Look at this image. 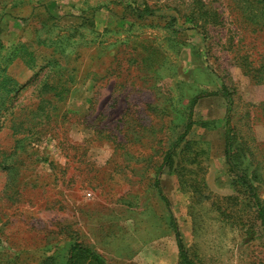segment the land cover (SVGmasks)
Returning <instances> with one entry per match:
<instances>
[{
    "label": "rangeland",
    "instance_id": "obj_1",
    "mask_svg": "<svg viewBox=\"0 0 264 264\" xmlns=\"http://www.w3.org/2000/svg\"><path fill=\"white\" fill-rule=\"evenodd\" d=\"M130 7L161 17L137 20ZM246 7L243 0H0V19L9 20L0 81L7 76L15 89L52 59L51 43L64 47L70 64L94 30L100 34L94 51L72 61L91 65V74L66 101L43 103V114L34 115L36 84L18 95L12 114L8 98L0 99V264H41L75 241L108 264H180L169 211L197 264H264L258 227L236 228L208 203L195 204L168 169L160 185L169 209L155 188L172 133L171 118L151 105L170 96L183 107L193 95L219 92L201 99L194 114L218 127L195 126L188 136L208 142V188L235 196L225 154L230 117L237 154L264 203V27L246 20ZM83 13H95L93 26H81ZM171 117L177 124V112Z\"/></svg>",
    "mask_w": 264,
    "mask_h": 264
},
{
    "label": "trees",
    "instance_id": "obj_2",
    "mask_svg": "<svg viewBox=\"0 0 264 264\" xmlns=\"http://www.w3.org/2000/svg\"><path fill=\"white\" fill-rule=\"evenodd\" d=\"M247 2L248 11L245 9L247 14L246 20L253 26L264 27V23L261 21L264 20V0H243ZM132 14L137 20H142L150 17H161L158 13V10H152L149 7H146L143 11L138 10L136 7H130ZM262 13V14H261ZM263 15V16H262ZM261 16V17H259ZM12 18V16H10ZM170 26H175L177 23V18L175 16H169ZM95 19V13L88 14L83 13L81 18V26L84 24H89L93 26ZM22 20V19H21ZM192 26L197 27L194 21H189ZM9 25L8 17L7 19H0V36L4 34ZM79 26V27H81ZM76 28H74V31ZM94 33L97 35L94 40L91 42H86L79 49V46H76L77 52L73 54L72 61L73 63L77 60L79 61L82 54L86 52H92L96 48L97 40L100 36L94 30ZM93 34V32H92ZM94 35V34H93ZM72 37L66 36L61 38L66 44ZM51 41V40H49ZM44 42H40L39 46L45 45ZM56 43H51L48 49H52V59L46 63L39 71L35 74L32 84L28 83L26 86H18V89L11 85V79L7 76L0 81V99L3 97L8 98L7 107L5 110L7 112L11 111L13 113V102L17 99L18 95L21 94L24 89L27 87L30 88L34 84L38 85L40 88L37 90L38 99L41 100L39 105L34 110V115L43 114L41 105L43 103H52L56 98L62 101H66L67 96L64 94L68 91H71V88L77 84H84L87 81V76L91 74V65L88 67L81 64H76L72 66V61L70 64L66 62L64 58V51L61 48V51L55 47ZM26 46L23 45L22 49ZM3 47L0 46V55L2 53ZM84 51L83 53H79ZM75 52V51H74ZM83 63V61L81 62ZM75 64V63H74ZM34 65H32L33 67ZM30 67V66H29ZM60 70L61 75L59 77L55 76V71ZM5 68L2 72H5ZM83 72V75H79ZM64 73H69L70 77L64 76ZM66 85L69 86L68 90ZM37 87V88H38ZM27 88V89H28ZM26 89V90H27ZM69 94V93H68ZM47 96V97H46ZM210 96H220V93H200L190 97V101L187 105H182L180 107L176 106V103L172 97L164 96L162 102H156L151 105L152 111L154 114H161L167 118H171L168 129L171 130V136L168 138L167 147L163 150L161 155V163L156 166L155 171V188L160 195L161 199L164 201L165 205L170 208V203L168 198L165 196L160 183V176L165 169H168V173L175 175L178 180L179 189L185 193L192 195V199L195 204H207L219 214V216L227 222L226 219L232 221V226L236 228H246L247 225L256 226L260 229L261 239L264 244V203L262 202L257 187L255 186L254 179L248 175V169L243 167L242 156L238 153L236 148V141L232 135V127L230 126V117L227 118L226 122V149L225 154L227 158V164L229 165L230 172L234 174L235 180L233 181V186L235 190V196H230L226 198H220L215 196L208 188L206 182V173L208 171L207 162L210 160V150L208 142L204 140H191L188 136L191 134L195 126H199L207 130H215L218 126L215 121H202L198 122L194 118L195 108L198 102ZM222 96L225 99H229L228 94L222 93ZM177 107V110L174 108ZM13 109V110H12ZM172 111L177 112L179 116V121L177 124H174V119L171 117ZM230 114V108L228 110ZM5 123V118L2 122V125ZM0 125V127H3ZM21 132H31L33 129L26 128L21 129ZM36 134H43L38 132ZM38 136V135H37ZM226 204L229 207H225ZM242 206L243 209L238 207ZM170 215V226L173 230V233L177 240V245L179 248L180 254V264H197L189 255L185 248L183 238L181 236V231L178 227L174 216L171 211ZM251 216V218H249ZM246 217V218H245ZM41 264H108L99 254H97L91 247L80 243L73 242L69 246V249L65 254L59 256L46 257L41 261Z\"/></svg>",
    "mask_w": 264,
    "mask_h": 264
},
{
    "label": "clouds",
    "instance_id": "obj_3",
    "mask_svg": "<svg viewBox=\"0 0 264 264\" xmlns=\"http://www.w3.org/2000/svg\"><path fill=\"white\" fill-rule=\"evenodd\" d=\"M105 151V149H101V152H104ZM101 162H103V161H101Z\"/></svg>",
    "mask_w": 264,
    "mask_h": 264
}]
</instances>
